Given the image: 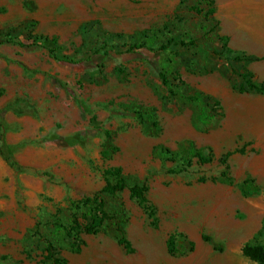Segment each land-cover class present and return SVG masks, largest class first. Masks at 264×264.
I'll return each instance as SVG.
<instances>
[{
  "label": "rangeland",
  "instance_id": "374dc122",
  "mask_svg": "<svg viewBox=\"0 0 264 264\" xmlns=\"http://www.w3.org/2000/svg\"><path fill=\"white\" fill-rule=\"evenodd\" d=\"M224 12V0H50L34 17L7 18L17 25L0 39L16 40L0 47V95L70 146L57 166L66 189L27 256L0 264H52L48 242L66 264H254L241 249L264 244V94L239 87L244 76L264 79L230 50ZM57 47L73 63L51 58ZM114 167L127 188L99 193ZM133 185L146 187L152 217ZM96 195L107 214L100 231L71 229L73 216L90 221L82 201Z\"/></svg>",
  "mask_w": 264,
  "mask_h": 264
},
{
  "label": "crops",
  "instance_id": "0c3cea01",
  "mask_svg": "<svg viewBox=\"0 0 264 264\" xmlns=\"http://www.w3.org/2000/svg\"><path fill=\"white\" fill-rule=\"evenodd\" d=\"M42 2L50 0H0V32L17 25L8 24V17L38 15ZM263 5L264 0H224L229 48L251 58L249 70L262 79ZM9 40L0 39V47L12 43L14 38ZM19 41L27 46H20ZM32 43L33 40L15 41L24 50L38 48ZM22 66L25 68L23 63ZM33 111L7 94L0 95V258L19 255L25 259L27 242L45 210L49 204L55 207L57 193L66 189L59 181L57 166L68 154L70 143L57 137L53 128H46L41 116ZM40 259L36 258L32 264H42Z\"/></svg>",
  "mask_w": 264,
  "mask_h": 264
},
{
  "label": "trees",
  "instance_id": "16d2710c",
  "mask_svg": "<svg viewBox=\"0 0 264 264\" xmlns=\"http://www.w3.org/2000/svg\"><path fill=\"white\" fill-rule=\"evenodd\" d=\"M213 3V2H209ZM199 11V9H197ZM214 9H209V13H213ZM15 40V39H14ZM55 42V41H54ZM20 46H27L26 44L22 42H18ZM32 44H39V42H34ZM48 54L51 58L54 60H57L61 63H73L72 60H70L66 55H63L57 48L48 49ZM238 58V57H236ZM248 58V57H247ZM245 83L247 85V88H245L243 85H240L239 91L245 92L247 90H254L258 93L264 94V83L256 84L249 80L246 76H244ZM162 81L165 85H167V81L162 76ZM190 100H197L196 96L189 97ZM210 117H205L203 114L200 115L201 120H207ZM230 153H227V155ZM195 156L199 159L201 162L209 161L211 158H206L202 156L200 153H195ZM103 175L105 176V184L101 188L99 193H109L114 194L116 192L122 191L125 188H127V185L125 183V180L122 176L121 169L119 167L109 168L105 169L103 172ZM113 177L114 181L111 182L108 180V177ZM130 196L135 198L136 201L147 211V214L149 217H152V213L148 210V200L146 195V187L143 185H133L128 187ZM85 205L89 206V220L87 223H80L78 218L75 216L71 219V229L76 230L78 233H87V234H96L100 231V228L104 222V220L107 218V214L103 209V202L99 199V196L96 195L93 199L86 198L84 201H82ZM91 202L94 203V205H89ZM263 231L262 229L258 231L257 234H261ZM70 231H68V237H70ZM204 239H207L204 237ZM119 244H121L124 249L127 252H131V244L125 237L119 238ZM78 249V248H77ZM242 254L247 257L250 261H252L254 264H264V244H259L254 242V240L247 241L242 246ZM44 251L47 252L45 258L52 261V264H58L59 262H62L63 264H66V261L63 259H59L58 257H55L52 252V247L50 243L48 242V245L44 248ZM170 252H173V247L170 246L169 249Z\"/></svg>",
  "mask_w": 264,
  "mask_h": 264
}]
</instances>
